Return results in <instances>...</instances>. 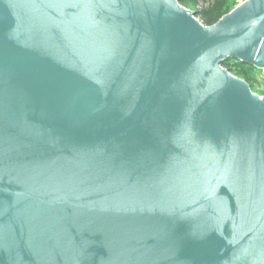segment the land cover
<instances>
[{
    "label": "water",
    "instance_id": "95a60500",
    "mask_svg": "<svg viewBox=\"0 0 264 264\" xmlns=\"http://www.w3.org/2000/svg\"><path fill=\"white\" fill-rule=\"evenodd\" d=\"M264 0H0V264H264Z\"/></svg>",
    "mask_w": 264,
    "mask_h": 264
},
{
    "label": "trees",
    "instance_id": "16d2710c",
    "mask_svg": "<svg viewBox=\"0 0 264 264\" xmlns=\"http://www.w3.org/2000/svg\"><path fill=\"white\" fill-rule=\"evenodd\" d=\"M180 5L195 13V17L205 26L211 27L217 24L222 18L230 14L236 7L232 0H179ZM204 4L201 9L199 5ZM232 75L250 84L251 76L258 70L246 63L229 60L222 64ZM264 94V91L262 92ZM264 96V95H261Z\"/></svg>",
    "mask_w": 264,
    "mask_h": 264
},
{
    "label": "rangeland",
    "instance_id": "374dc122",
    "mask_svg": "<svg viewBox=\"0 0 264 264\" xmlns=\"http://www.w3.org/2000/svg\"><path fill=\"white\" fill-rule=\"evenodd\" d=\"M236 7L240 6L241 4L245 3L246 0H232ZM204 4L199 5V9L202 8ZM233 9V10H234ZM251 82L254 87V90L257 94L264 95L262 92L264 91V70H257L252 76H251Z\"/></svg>",
    "mask_w": 264,
    "mask_h": 264
}]
</instances>
